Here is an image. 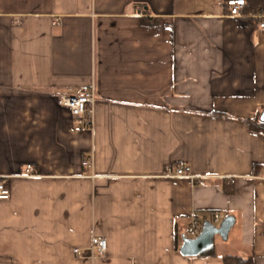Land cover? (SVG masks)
<instances>
[{"label":"crops","instance_id":"crops-1","mask_svg":"<svg viewBox=\"0 0 264 264\" xmlns=\"http://www.w3.org/2000/svg\"><path fill=\"white\" fill-rule=\"evenodd\" d=\"M261 23L222 0H0V264H264ZM91 84L94 130L57 99ZM193 212L234 219L215 255L181 253ZM94 236L107 253L77 257Z\"/></svg>","mask_w":264,"mask_h":264},{"label":"built area","instance_id":"built-area-1","mask_svg":"<svg viewBox=\"0 0 264 264\" xmlns=\"http://www.w3.org/2000/svg\"><path fill=\"white\" fill-rule=\"evenodd\" d=\"M223 6L227 10V14L233 17H244L246 14L244 10L247 6L246 0H222ZM264 27V23H261ZM57 99L60 105L66 106L70 109L75 122L84 129L94 130L95 126V110L98 102V97L93 84L86 85L80 90L74 92H61L57 94ZM86 166H94V158L91 156L84 161ZM31 167L27 166L26 174H31ZM172 177H194L191 174L190 167L184 166L178 168ZM10 198V189L5 181L0 180V200H7ZM221 214L214 213L213 223L218 224ZM203 227V222L196 212L190 216V221L187 226V233L189 235L197 236ZM107 253V239L104 237L94 236L91 240V245L86 248H76L75 254L79 258H96L104 256Z\"/></svg>","mask_w":264,"mask_h":264},{"label":"water","instance_id":"water-1","mask_svg":"<svg viewBox=\"0 0 264 264\" xmlns=\"http://www.w3.org/2000/svg\"><path fill=\"white\" fill-rule=\"evenodd\" d=\"M260 119L264 122V110L261 113ZM233 221V218L227 217L218 224L212 221L204 222L202 230L197 236H183V243L180 248L181 253L185 256H198L213 249L216 235H220L226 239Z\"/></svg>","mask_w":264,"mask_h":264},{"label":"trees","instance_id":"trees-1","mask_svg":"<svg viewBox=\"0 0 264 264\" xmlns=\"http://www.w3.org/2000/svg\"><path fill=\"white\" fill-rule=\"evenodd\" d=\"M247 1V6L246 9L244 10V13L246 15L250 13H256L260 10L261 7H264V0H246ZM262 127H255L252 126L253 129L255 130H261L264 131V122H261ZM209 253L212 255H215L214 248L205 252ZM223 262L224 264H255V258L254 256L250 257H243L240 255H226L223 257Z\"/></svg>","mask_w":264,"mask_h":264},{"label":"rangeland","instance_id":"rangeland-1","mask_svg":"<svg viewBox=\"0 0 264 264\" xmlns=\"http://www.w3.org/2000/svg\"><path fill=\"white\" fill-rule=\"evenodd\" d=\"M189 236L194 237V235H189Z\"/></svg>","mask_w":264,"mask_h":264}]
</instances>
